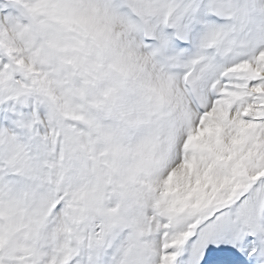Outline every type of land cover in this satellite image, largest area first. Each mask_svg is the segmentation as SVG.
Segmentation results:
<instances>
[{
	"label": "snow or ice",
	"instance_id": "1",
	"mask_svg": "<svg viewBox=\"0 0 264 264\" xmlns=\"http://www.w3.org/2000/svg\"><path fill=\"white\" fill-rule=\"evenodd\" d=\"M0 264H264V0H0Z\"/></svg>",
	"mask_w": 264,
	"mask_h": 264
}]
</instances>
